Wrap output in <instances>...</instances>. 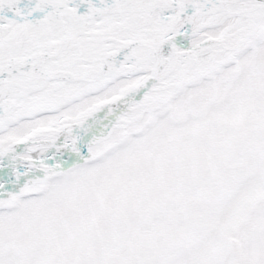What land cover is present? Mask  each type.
I'll use <instances>...</instances> for the list:
<instances>
[{
    "label": "snow or ice",
    "instance_id": "1",
    "mask_svg": "<svg viewBox=\"0 0 264 264\" xmlns=\"http://www.w3.org/2000/svg\"><path fill=\"white\" fill-rule=\"evenodd\" d=\"M0 264H264V0H0Z\"/></svg>",
    "mask_w": 264,
    "mask_h": 264
}]
</instances>
